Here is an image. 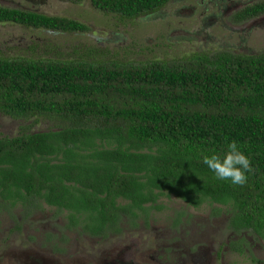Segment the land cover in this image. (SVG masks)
<instances>
[{"label": "trees", "instance_id": "16d2710c", "mask_svg": "<svg viewBox=\"0 0 264 264\" xmlns=\"http://www.w3.org/2000/svg\"><path fill=\"white\" fill-rule=\"evenodd\" d=\"M169 1L91 0L99 11L131 19ZM263 12L264 2L232 18L243 23ZM7 23L90 29L0 6V24ZM94 53L0 57V115L26 124L15 136H0V213L19 205L27 218L46 205L66 213L68 229L106 238L121 232L123 217L148 223L164 209L161 199L174 196L197 210L207 205L215 216L224 210L230 232L264 242V53H195L178 64ZM43 121L47 129L33 130ZM232 141L252 162L243 186L217 179L202 163L204 155L223 158ZM239 240L232 248L245 255L249 246Z\"/></svg>", "mask_w": 264, "mask_h": 264}, {"label": "rangeland", "instance_id": "374dc122", "mask_svg": "<svg viewBox=\"0 0 264 264\" xmlns=\"http://www.w3.org/2000/svg\"><path fill=\"white\" fill-rule=\"evenodd\" d=\"M262 2L170 0L151 16L131 19L99 11L91 0H0L1 7L70 18L90 27L69 33L0 24V57L66 60L92 48L98 59L129 62L148 57L178 64L195 53L261 54L264 12L243 23L232 16ZM24 125L0 115V136H15ZM47 126L43 121L33 130ZM160 202L165 207L152 213L148 226L143 217L134 225L123 217L121 232L106 238L68 229L66 213L53 207L41 205L25 218L24 208L18 205L13 214L0 213V264H264V242L258 237L245 235L251 246L245 255L227 249L235 240L224 210L215 216L207 205L197 210L174 196ZM177 218L181 222L174 227Z\"/></svg>", "mask_w": 264, "mask_h": 264}, {"label": "clouds", "instance_id": "9594fccd", "mask_svg": "<svg viewBox=\"0 0 264 264\" xmlns=\"http://www.w3.org/2000/svg\"><path fill=\"white\" fill-rule=\"evenodd\" d=\"M202 163L215 173L217 179L230 180L240 186L247 183L246 173L253 171L251 160L240 150L236 141L227 145L223 158L217 154L204 155Z\"/></svg>", "mask_w": 264, "mask_h": 264}, {"label": "flooded vegetation", "instance_id": "af4514ba", "mask_svg": "<svg viewBox=\"0 0 264 264\" xmlns=\"http://www.w3.org/2000/svg\"><path fill=\"white\" fill-rule=\"evenodd\" d=\"M5 213H7V212H5ZM20 218V220L22 219V216L21 217H19ZM129 220H131L130 222H131V224H133L134 225V221L132 220V219H129ZM136 222V221H135ZM149 222H150V220L148 221V223L147 222H144L145 223V225H147L148 226V224H149ZM20 225V224H19ZM231 234H232V237H233V239L235 240V242L237 241V242H239L240 240V237H244L245 238V235H247L246 233H244L243 235H241V236H238V235H236L234 232H231ZM246 239V238H245ZM239 240V241H238ZM262 240V239H261ZM245 243V240H244V242H243V244ZM245 245V244H244ZM246 246V245H245ZM248 246H250V245H248ZM251 247V246H250ZM264 248V247H263ZM228 250H231L232 252H238V251H236L235 249H233L232 248V245H231V242L228 244V248H227ZM248 250V249H247Z\"/></svg>", "mask_w": 264, "mask_h": 264}]
</instances>
